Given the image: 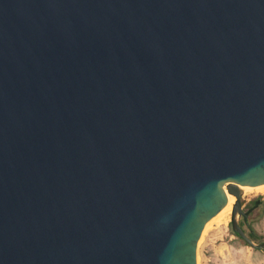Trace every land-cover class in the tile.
Wrapping results in <instances>:
<instances>
[{"label": "water", "instance_id": "water-1", "mask_svg": "<svg viewBox=\"0 0 264 264\" xmlns=\"http://www.w3.org/2000/svg\"><path fill=\"white\" fill-rule=\"evenodd\" d=\"M264 184V0H0V264H198Z\"/></svg>", "mask_w": 264, "mask_h": 264}, {"label": "rangeland", "instance_id": "rangeland-1", "mask_svg": "<svg viewBox=\"0 0 264 264\" xmlns=\"http://www.w3.org/2000/svg\"><path fill=\"white\" fill-rule=\"evenodd\" d=\"M247 193L251 194L249 197H264V191L260 189ZM244 202L249 201L245 199ZM249 222L260 239L264 238V215L255 216ZM247 230H250L248 225ZM198 264H264V248L247 244L232 229L230 216L228 222L214 221L206 228L199 242Z\"/></svg>", "mask_w": 264, "mask_h": 264}, {"label": "flooded vegetation", "instance_id": "flooded-vegetation-1", "mask_svg": "<svg viewBox=\"0 0 264 264\" xmlns=\"http://www.w3.org/2000/svg\"><path fill=\"white\" fill-rule=\"evenodd\" d=\"M250 193L243 194V207L244 210H250L248 221L252 220L255 216H263L264 215V197H249ZM248 200L249 202H244V200ZM240 224L244 227L246 232L247 230V221L243 214L240 215L239 218Z\"/></svg>", "mask_w": 264, "mask_h": 264}, {"label": "bare ground", "instance_id": "bare-ground-1", "mask_svg": "<svg viewBox=\"0 0 264 264\" xmlns=\"http://www.w3.org/2000/svg\"><path fill=\"white\" fill-rule=\"evenodd\" d=\"M256 189H260L264 191V184L255 186V187H248V186L244 187L245 193L256 190ZM235 200H236V197H233L231 202L227 206H225L224 209L216 217H214L212 220L208 222L206 228H208L214 221H217L219 223H222L223 221L228 222L230 220V216L233 210V204Z\"/></svg>", "mask_w": 264, "mask_h": 264}, {"label": "trees", "instance_id": "trees-1", "mask_svg": "<svg viewBox=\"0 0 264 264\" xmlns=\"http://www.w3.org/2000/svg\"><path fill=\"white\" fill-rule=\"evenodd\" d=\"M248 234L250 237H252L254 240H257V241H263L264 238L260 239L259 235L257 232H252L251 229L248 231ZM242 238V237H241ZM244 240V239H243ZM245 241V240H244ZM246 242V241H245ZM247 244H249L248 242H246Z\"/></svg>", "mask_w": 264, "mask_h": 264}]
</instances>
